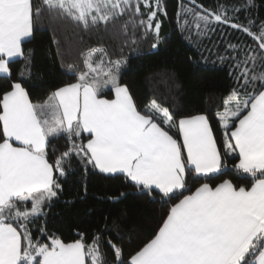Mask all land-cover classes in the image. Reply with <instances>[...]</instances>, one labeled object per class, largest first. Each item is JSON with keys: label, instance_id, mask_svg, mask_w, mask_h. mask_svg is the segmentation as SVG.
Segmentation results:
<instances>
[{"label": "trees", "instance_id": "trees-1", "mask_svg": "<svg viewBox=\"0 0 264 264\" xmlns=\"http://www.w3.org/2000/svg\"><path fill=\"white\" fill-rule=\"evenodd\" d=\"M157 5L156 16L153 6L141 1L103 19L106 12L81 15L52 0H31L32 35L21 43V55L7 61L8 73L0 74V144L7 140L3 99L15 85L55 129H60L59 117L41 105L56 90L80 84L113 99L115 88L125 85L136 109L177 141L184 177L181 187L164 192L125 173L99 170L87 148L92 134L78 123L48 133L45 158L56 195H45L38 216L14 218L33 204L19 199L0 216L19 229L22 252L29 243L34 247L60 238L81 241L86 264H92L93 250L99 264H133L186 196L226 181L249 189L264 178V169L241 167L232 143L231 132L249 107L227 129L220 117L264 90V0H158ZM202 114L221 157L220 170L212 174H200L189 164L180 131L181 119ZM263 248L264 230L240 264H256Z\"/></svg>", "mask_w": 264, "mask_h": 264}, {"label": "rangeland", "instance_id": "rangeland-1", "mask_svg": "<svg viewBox=\"0 0 264 264\" xmlns=\"http://www.w3.org/2000/svg\"><path fill=\"white\" fill-rule=\"evenodd\" d=\"M52 1L58 2L62 6L73 7L81 15L91 14L92 12L97 14L106 12L101 15L103 19L121 13L124 8H129L132 4L135 6L139 5L141 1L147 8L153 6L155 9L151 11L153 16H156V12L160 10L157 5L158 0ZM72 85L62 87L54 93L59 100V110L55 106H52L51 108L53 110L50 112V115L59 117L58 123L61 125L59 124L60 129L51 127V134H56L61 128H64L62 130L71 129L78 123L83 131L92 134V139L87 143V148L91 155V160L99 170L112 174L125 173L132 180L137 179L142 181L141 183L146 186L157 188L156 184L160 182V175L156 172L158 169L157 164L160 163L162 156L159 155V152L163 148L162 145L167 143L179 149L175 138L168 134L157 122H153L149 116L140 113L136 109L127 86L120 85L116 87L114 98L107 99L104 97L96 98L98 94L94 87L86 86L84 88L85 86L82 87L80 84ZM19 87L21 86L19 85ZM248 107L251 113L248 118H245L248 123L246 122L244 132L249 135L258 132L257 138L260 134L264 136V123L262 122L260 125L257 122L259 119H256L259 112L264 111V90L250 104L247 102L242 103L235 108L228 109L224 114H220L223 127L227 129L232 125L234 126V119L238 118ZM20 108L18 110L20 114L18 115L21 121L16 120L14 110L8 107L4 109V106L2 120H4V131L6 130V133L9 135L13 134L17 142L23 144L24 139L22 133L24 130L21 125L24 107L22 103ZM161 110L166 116V122L170 121V115L167 110ZM37 116L33 115L29 119V130L25 133L29 142L35 145L40 141L39 135L42 133L41 128L49 126L46 117L43 116L40 119L38 116V119ZM199 117L205 121L207 125L206 130L203 128H189L188 131L185 130V133H182L180 129L182 140L189 164L198 173L200 172V174L202 172H205L203 174H212L220 170L219 166L214 167V169L209 168L207 171L209 165L212 164L207 162L203 165L198 153L201 149V154L210 157V161L214 160L215 162L217 158L211 154L214 151L216 155H219L218 147L208 118L204 114L199 115ZM242 118L238 122L242 121ZM51 121L55 123L54 119ZM201 125L205 126L202 123ZM46 130L48 129L46 128ZM194 131L198 133L195 135L193 133ZM162 135H166L168 138ZM229 143L230 140H228ZM10 144L7 140L0 144V216L3 215L4 208L13 203L15 199L32 201L33 204L31 207L25 208L23 211H19V213L17 212L18 214L14 218L38 216L43 212L42 200L45 198V195H48L49 198H53L56 195L55 191L52 192L53 181H50L52 179L47 180L43 174L42 178H37L33 182H26L25 178L18 176L15 172V166L12 163L16 158H19V155L15 157V153L6 148ZM143 149L146 150L144 156H142ZM167 152L171 153V150L168 149ZM149 158L151 160L147 162H151L152 164L148 167L151 171H146L141 167L139 168ZM179 159L184 172L180 152ZM259 161L264 164V155L260 156ZM169 165L171 167V162L167 163L166 167L169 168ZM160 172L161 170H159V174H161ZM179 182V186H181L183 180L181 179ZM170 186L179 187L176 184ZM0 222H2L0 223V264H86V255L81 241L64 242L60 238H51L49 243H42L34 247L29 243L25 252H22V241L19 229L11 223L1 220ZM90 257L92 264H99L98 252L96 250H93Z\"/></svg>", "mask_w": 264, "mask_h": 264}, {"label": "crops", "instance_id": "crops-1", "mask_svg": "<svg viewBox=\"0 0 264 264\" xmlns=\"http://www.w3.org/2000/svg\"><path fill=\"white\" fill-rule=\"evenodd\" d=\"M31 11V0H0V54L4 56L0 60V74L8 73L7 60L19 57L22 53L21 43L32 35ZM96 98L100 97L96 95ZM58 102V97L54 94L45 106L41 105V108L48 111L55 106L59 110ZM21 103L24 107L21 125L24 130L22 133L24 143L17 142L15 136L7 134L5 130L7 142L11 143L6 148L15 153V157L19 155V158L12 163L15 166V172L21 178H25L26 182L42 178V174L47 180L53 181L52 166L45 158L46 137L48 133H52L51 127L47 126L48 130L45 126L41 128L42 133L39 135L40 141L37 145L29 142L25 133L29 130V119L37 115L36 108L31 104L26 91L19 85H15L13 90L4 96L3 106L4 109L8 107L15 111L17 121H21L18 115ZM250 113L248 112L242 121L237 123L231 132V137L240 155L241 167L247 171L263 170L264 164L259 161V158L264 155V136L260 134L257 138L258 132H254L253 135L244 132L248 123L245 118H248ZM256 119H259L258 124L264 123V111L259 112ZM2 121L4 123V120ZM180 122L182 133L189 128L204 130L207 128L205 121L199 116L186 118ZM193 133L196 135L198 132ZM162 146L159 152V155H162L161 161L157 164L156 171L160 175V182L156 185L162 191L170 192L171 189L182 186H179V181L183 180L184 172L179 159V149H176L174 145L170 146V143ZM168 149L171 153L167 152ZM142 151L144 156L146 150ZM201 151L200 149L198 153L202 159L201 163L212 164L207 166V171L209 168L221 167L220 153L216 155L212 151L211 155L217 158L214 162V160L210 161V157L201 154ZM149 160L151 159L146 160L139 168L151 171L148 168L152 165L151 162H147ZM170 162L171 167L170 165L169 168L166 167ZM141 182L138 183L142 184ZM174 184L179 187L170 186ZM263 230L264 178L259 179L249 189H237L230 181L223 182L215 188L202 186L172 208L158 234L135 255L132 262L133 264H240ZM256 264H264V248L258 255Z\"/></svg>", "mask_w": 264, "mask_h": 264}]
</instances>
